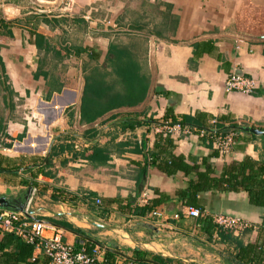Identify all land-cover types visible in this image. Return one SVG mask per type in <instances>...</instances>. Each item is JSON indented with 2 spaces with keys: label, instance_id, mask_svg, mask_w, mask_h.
Listing matches in <instances>:
<instances>
[{
  "label": "crops",
  "instance_id": "0c3cea01",
  "mask_svg": "<svg viewBox=\"0 0 264 264\" xmlns=\"http://www.w3.org/2000/svg\"><path fill=\"white\" fill-rule=\"evenodd\" d=\"M35 1L0 0V198L10 204L0 211L27 204L47 236L105 264H264V205L223 183L227 170L248 176L250 161L258 175L246 185H264V41L253 38L264 34V0H75L72 17L35 13ZM114 41L138 56L147 96L83 124L86 75ZM234 73L256 80L251 95L225 91ZM172 116L230 130L231 153L198 131L157 134ZM172 157L191 171L168 174ZM207 171L197 204L243 218V234L222 237L186 214L188 187ZM157 192L168 200L151 213L128 210ZM241 244L257 255L242 257ZM33 246L0 231V264H50Z\"/></svg>",
  "mask_w": 264,
  "mask_h": 264
},
{
  "label": "trees",
  "instance_id": "16d2710c",
  "mask_svg": "<svg viewBox=\"0 0 264 264\" xmlns=\"http://www.w3.org/2000/svg\"><path fill=\"white\" fill-rule=\"evenodd\" d=\"M141 63L138 60V56L133 52V49L128 45H124L114 41L111 44L109 50V58L105 63L104 67L94 69L90 74L86 75V85L83 95L81 116L83 124H90L95 122L98 118L106 114L107 112L124 107V106H135L142 102L147 96V92L150 85V77L141 68ZM110 68L111 70H108ZM172 123H179L181 125L192 126L198 129L205 127L197 119L183 118L179 119L177 117H171ZM219 135H226L232 133L230 130H220L217 131ZM24 135L20 138L22 139ZM163 136V135H161ZM97 151V150H95ZM249 167L252 171L248 176L244 177L242 170L241 177L237 174L231 173L227 170V177L223 178V183L227 184L226 189H237L239 185L248 186L250 190V196L252 202L257 205H264V185L261 182L255 181L254 179L258 175L256 171H253L254 165L250 161L243 164V169ZM179 169H183L185 172H190L191 168L184 165L182 162V157H172V160L168 166H166L165 171L168 174H172ZM264 172V171H263ZM199 177V183L191 181L188 192L190 193L188 204L191 207L201 208L196 201L197 193L209 189L211 186L208 183L209 172L201 174ZM260 189L261 192L257 191ZM159 193L157 192V195ZM185 196L184 194L182 195ZM168 197L159 194L158 198H153L147 203H138L134 205L128 204V210H132L134 214L146 215L154 211L159 205L167 201ZM113 202V201H111ZM203 212L205 209L201 208ZM206 223L213 224L212 226L219 232L222 237H231L234 231L223 229L214 224L210 216L205 217ZM12 235L16 240H20L19 236L13 233H6ZM23 240V239H22ZM25 241V240H23ZM32 247L33 244H32ZM241 256L247 258L250 255L256 256L257 249L252 245H240ZM88 253L92 254L90 250H86ZM137 252V251H135ZM155 260L163 261L161 257L154 256Z\"/></svg>",
  "mask_w": 264,
  "mask_h": 264
},
{
  "label": "built area",
  "instance_id": "2783aa9c",
  "mask_svg": "<svg viewBox=\"0 0 264 264\" xmlns=\"http://www.w3.org/2000/svg\"><path fill=\"white\" fill-rule=\"evenodd\" d=\"M75 0H55L46 2L35 1L34 12L51 16L72 17L75 15ZM93 23L90 17H86ZM257 82L253 78L238 75H230L225 82L227 93L238 92L250 95L254 92ZM200 132L202 135L208 134L214 138L216 149L222 155H229L235 143V135L228 133L219 135L217 131L207 132L204 129H196L190 126L181 125L165 121L155 127V132L163 136H174L181 132L193 134ZM148 199L143 198L138 203H147ZM99 203V201H98ZM154 213H157L156 211ZM186 214L190 217L201 218L210 216L215 225L234 231L235 234H243L252 226L241 217L223 215L220 213L209 214L196 207H189ZM50 226L41 220L31 218L29 209L25 212L13 210L0 211V231L3 233H13L23 240L36 246V249H43L50 260V264H105L99 260L94 253L90 254L86 250L76 251L72 246L63 243L61 235L56 232L52 236H47Z\"/></svg>",
  "mask_w": 264,
  "mask_h": 264
},
{
  "label": "water",
  "instance_id": "95a60500",
  "mask_svg": "<svg viewBox=\"0 0 264 264\" xmlns=\"http://www.w3.org/2000/svg\"><path fill=\"white\" fill-rule=\"evenodd\" d=\"M251 38V37H250ZM254 39H257V40H263L264 41V34L263 35H258V36H254L253 37ZM252 38V39H253ZM30 197L31 196H28V200H30ZM29 202V201H28ZM6 205H10L9 204V202H8V200L6 199V198H4V197H1L0 198V207H4V206H6ZM18 211H20V212H25V211H27V204L26 205H24L22 208H18ZM29 213L31 214V211H29Z\"/></svg>",
  "mask_w": 264,
  "mask_h": 264
},
{
  "label": "rangeland",
  "instance_id": "374dc122",
  "mask_svg": "<svg viewBox=\"0 0 264 264\" xmlns=\"http://www.w3.org/2000/svg\"><path fill=\"white\" fill-rule=\"evenodd\" d=\"M238 75H243V74H238ZM244 76V75H243ZM245 77H247V76H245ZM249 78H251V77H249ZM226 82V81H225ZM251 95V94H250Z\"/></svg>",
  "mask_w": 264,
  "mask_h": 264
}]
</instances>
